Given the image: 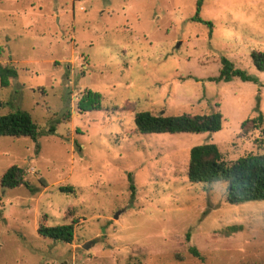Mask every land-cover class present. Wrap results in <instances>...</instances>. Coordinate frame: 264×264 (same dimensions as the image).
Here are the masks:
<instances>
[{
	"label": "rangeland",
	"instance_id": "1",
	"mask_svg": "<svg viewBox=\"0 0 264 264\" xmlns=\"http://www.w3.org/2000/svg\"><path fill=\"white\" fill-rule=\"evenodd\" d=\"M0 0V115L25 110L36 140L0 136L29 187L0 186V264H264V199L230 203L191 183L189 149L264 154V0ZM250 79L219 75L221 58ZM98 94L96 108L78 102ZM219 111L204 133H137L134 114ZM53 131H49L50 128ZM60 186H71V192ZM76 218L74 238L37 233ZM88 244L86 247H83ZM195 247L201 256L189 252Z\"/></svg>",
	"mask_w": 264,
	"mask_h": 264
},
{
	"label": "trees",
	"instance_id": "2",
	"mask_svg": "<svg viewBox=\"0 0 264 264\" xmlns=\"http://www.w3.org/2000/svg\"><path fill=\"white\" fill-rule=\"evenodd\" d=\"M202 0H196V9L193 19L211 26V21L199 17ZM251 63L260 71H264V50H251L249 53ZM221 68L216 80H228L238 76L242 80L250 79L240 69L225 58H221ZM17 72L14 67L0 63V78L15 77ZM98 94H86L78 102L83 110L96 108ZM134 129L137 133H204L216 132L222 128V115L219 111L210 113L183 112L175 115L153 114L148 110H141L134 114ZM264 122L262 114L242 122ZM49 131H53L51 127ZM39 135L36 124L31 115L25 110L0 115V136L21 137L26 136L33 140ZM187 179L191 183L211 184L217 181L226 183V200L230 203H240L247 200L264 199V154H247L234 160L223 159L216 144L208 142L193 145L189 149L186 171ZM29 187L24 179V170L17 164H10L0 175V186L13 188L19 185ZM61 191L71 192V186H60ZM76 218L60 224H48L45 216L41 217L37 225V233L43 237L59 242L70 243L74 238ZM189 252L200 257L195 247H189Z\"/></svg>",
	"mask_w": 264,
	"mask_h": 264
},
{
	"label": "water",
	"instance_id": "3",
	"mask_svg": "<svg viewBox=\"0 0 264 264\" xmlns=\"http://www.w3.org/2000/svg\"><path fill=\"white\" fill-rule=\"evenodd\" d=\"M88 244H85L83 247H86Z\"/></svg>",
	"mask_w": 264,
	"mask_h": 264
}]
</instances>
